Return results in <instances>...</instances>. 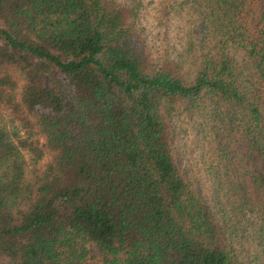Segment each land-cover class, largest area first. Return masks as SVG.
<instances>
[{
  "label": "trees",
  "instance_id": "obj_1",
  "mask_svg": "<svg viewBox=\"0 0 264 264\" xmlns=\"http://www.w3.org/2000/svg\"><path fill=\"white\" fill-rule=\"evenodd\" d=\"M187 2L188 66L140 0H0V264H264V0Z\"/></svg>",
  "mask_w": 264,
  "mask_h": 264
},
{
  "label": "rangeland",
  "instance_id": "obj_2",
  "mask_svg": "<svg viewBox=\"0 0 264 264\" xmlns=\"http://www.w3.org/2000/svg\"><path fill=\"white\" fill-rule=\"evenodd\" d=\"M124 1V0H119ZM136 25L146 39L152 59L164 55L189 65L191 52L188 28L196 22V13L187 0H140ZM190 26V27H188ZM200 36V35H199ZM197 37V32L192 39ZM195 48V47H193ZM192 66L186 67L187 71ZM207 121L200 117L172 119L171 137L176 160L181 170L200 183H206L208 153L204 148Z\"/></svg>",
  "mask_w": 264,
  "mask_h": 264
}]
</instances>
